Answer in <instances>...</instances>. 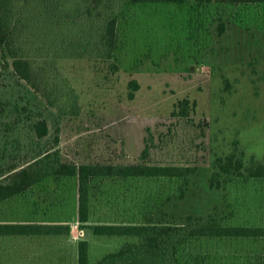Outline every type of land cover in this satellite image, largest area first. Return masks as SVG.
<instances>
[{"label": "rangeland", "instance_id": "rangeland-1", "mask_svg": "<svg viewBox=\"0 0 264 264\" xmlns=\"http://www.w3.org/2000/svg\"><path fill=\"white\" fill-rule=\"evenodd\" d=\"M20 8L18 42L33 60L50 64L57 105L17 77L0 54V166L35 156L54 145L55 135L67 162H138L151 134L145 160L195 165L188 184L166 177L95 179L88 223L138 222L144 211L160 206L174 222L216 215L230 224L264 225V180L221 190L207 182L214 154L230 152L235 139L245 159L264 160V3L126 2L110 60L51 58L47 36L27 19L32 6ZM131 80L138 87L129 98ZM184 97L193 102L189 116L172 115ZM40 117L48 134L38 140L32 123ZM76 194V177H49L0 203V221L25 219L36 204L57 205L59 215L72 221L70 239L89 240L90 262L129 240L79 225ZM192 245L193 264H249L264 256V238H201Z\"/></svg>", "mask_w": 264, "mask_h": 264}, {"label": "trees", "instance_id": "trees-1", "mask_svg": "<svg viewBox=\"0 0 264 264\" xmlns=\"http://www.w3.org/2000/svg\"><path fill=\"white\" fill-rule=\"evenodd\" d=\"M189 0H0V54L10 60L12 71L17 77L39 93L52 106L57 105L53 86L49 84L48 65L33 60L25 53L19 37L23 31L17 27L19 19L15 12L29 10L27 19L38 24L41 33L48 38L50 57L87 56L110 60L116 42L118 16L126 2H187ZM204 3H264V0H194ZM18 4V5H17ZM21 4V5H20ZM28 6V8H27ZM224 30L220 19L219 32ZM40 49V47H39ZM128 97H133L137 89L136 80L128 83ZM58 96V95H57ZM193 106L188 98L176 101L172 115L189 116ZM35 138L41 140L48 134L44 117L32 123ZM54 145L40 149L36 155L22 157L20 163L11 162L0 166V202L24 192L28 187L49 177L74 176L77 178V221L94 235L125 236L114 251L104 253L93 262L89 259L88 240L77 242V264H193V253L189 247L201 238L213 239L240 237L263 239L264 225H236L223 222L226 217L207 215L205 220L196 221L187 215L183 222H174L169 213L158 206L146 210L138 222H101L88 223L91 205V192L99 178L166 177L180 180L186 186L195 173L196 166L186 163H160L145 160L153 142L151 134L144 137L141 150L142 160L133 163L114 162H67L57 149L58 136L53 137ZM208 187L213 190L225 189L227 185L238 182L264 180V160L250 156L245 159L244 150L235 139L232 150L214 154L209 164ZM69 225L36 223H0V234H49L69 233ZM136 238L137 240H131ZM249 264H264V256H259Z\"/></svg>", "mask_w": 264, "mask_h": 264}, {"label": "crops", "instance_id": "crops-1", "mask_svg": "<svg viewBox=\"0 0 264 264\" xmlns=\"http://www.w3.org/2000/svg\"><path fill=\"white\" fill-rule=\"evenodd\" d=\"M39 183L28 187L24 192L18 195H25L32 188L38 186ZM54 191L55 190H52V197L55 193ZM8 199H5L0 203ZM41 200L44 201L45 199ZM75 205V221L78 223L77 194ZM50 206L52 205L45 206L40 204L38 207V204H36L34 206V210H30L28 212L30 213V215H28L29 217L25 216L27 218L19 221H0V223H36L69 225V233L62 232L49 234H0V240L2 241H0V264H77V242L80 239H78L76 243L70 239V234L72 230L70 224L72 221L68 219L67 215H59V206L54 205L53 208ZM32 213H35L36 215L34 216ZM14 239L17 240V243L14 244L13 242L12 246V242H10L12 246L10 247V244L8 245L7 243L10 240ZM88 243L90 248L89 240Z\"/></svg>", "mask_w": 264, "mask_h": 264}, {"label": "water", "instance_id": "water-1", "mask_svg": "<svg viewBox=\"0 0 264 264\" xmlns=\"http://www.w3.org/2000/svg\"><path fill=\"white\" fill-rule=\"evenodd\" d=\"M89 231H88V229H85V233L87 234Z\"/></svg>", "mask_w": 264, "mask_h": 264}]
</instances>
